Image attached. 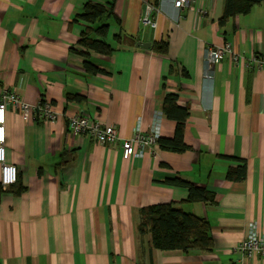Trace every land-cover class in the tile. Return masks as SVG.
Instances as JSON below:
<instances>
[{
  "label": "crops",
  "instance_id": "0c3cea01",
  "mask_svg": "<svg viewBox=\"0 0 264 264\" xmlns=\"http://www.w3.org/2000/svg\"><path fill=\"white\" fill-rule=\"evenodd\" d=\"M86 1L0 0V88L29 104L48 101L58 114L47 122L7 111L6 156L18 180L0 199V264H264L236 249L250 231L264 235V67L248 65L264 58V0L224 25L225 0H192L180 10L158 0L159 12L153 0H115L107 35L115 51L89 57L98 73L71 50ZM145 13L156 26L142 21ZM159 42L166 53L153 49ZM224 45L239 60L208 70L206 48ZM166 92L189 110L184 151L157 143L125 159L120 143L67 128L69 117L85 114L121 138L156 123L159 137L171 138ZM237 158L246 160L242 182L225 178ZM177 176L213 191L215 201H187L185 188L164 183ZM164 202L208 221L211 251L151 247V235L138 232L139 210Z\"/></svg>",
  "mask_w": 264,
  "mask_h": 264
},
{
  "label": "trees",
  "instance_id": "16d2710c",
  "mask_svg": "<svg viewBox=\"0 0 264 264\" xmlns=\"http://www.w3.org/2000/svg\"><path fill=\"white\" fill-rule=\"evenodd\" d=\"M262 0H225L224 11L219 19V24L224 25L229 17L245 14L251 7ZM115 0L104 2L87 0L81 13L77 14L73 22L83 26L76 47L71 50L86 58L82 63L83 69L88 73H98L103 70L90 60V53L111 55L115 48L107 41L111 19H115ZM152 5H158V0H153ZM121 38L118 37V40ZM130 42V39L123 38ZM153 49L159 53H166L165 42L155 43ZM69 100H79L80 96L70 95ZM163 113L175 123L174 135L171 138L159 137L157 143L162 149L170 151H184L189 146L184 141V127L189 115L187 107L178 104V95L166 92L163 99ZM236 166L230 167L225 178L242 182L246 178V160L237 158ZM165 184L185 188L187 201L214 202L215 193L204 186L196 185L180 176L166 179ZM6 187L0 183V199ZM138 232L151 235V247L161 250H199L211 251L213 240L210 234L208 221L195 214L184 211L174 202H164L143 207L139 210Z\"/></svg>",
  "mask_w": 264,
  "mask_h": 264
},
{
  "label": "built area",
  "instance_id": "2783aa9c",
  "mask_svg": "<svg viewBox=\"0 0 264 264\" xmlns=\"http://www.w3.org/2000/svg\"><path fill=\"white\" fill-rule=\"evenodd\" d=\"M192 0H173V6L180 10L191 6ZM153 11L159 12V5H151ZM145 24L156 26V22L151 20L145 13L142 17ZM224 58L237 62L240 55L233 51L230 45L209 46L205 50L206 67L210 70L213 65ZM250 67H264V58H251ZM210 77L211 75L208 74ZM10 109H14L21 115L30 116L33 119H43L53 122L58 114L52 109L51 104L45 100H39L35 105L26 102L15 90L0 88V183L4 187L16 184L18 180V168L15 164L8 162L6 156V114ZM159 122V121H157ZM158 123L150 132H142L137 129L130 138H121L114 125L103 124L92 119L85 114H75L68 118L67 128L72 132L86 134L102 145H115L120 143L122 156L129 159L140 154V150L147 146L157 144L159 138ZM236 249L244 254H258L264 257V235H258L255 231H250L239 243Z\"/></svg>",
  "mask_w": 264,
  "mask_h": 264
},
{
  "label": "water",
  "instance_id": "95a60500",
  "mask_svg": "<svg viewBox=\"0 0 264 264\" xmlns=\"http://www.w3.org/2000/svg\"><path fill=\"white\" fill-rule=\"evenodd\" d=\"M147 7V5H144L143 8L145 9ZM138 45H142L143 47H150L151 44L150 43H142V44H138Z\"/></svg>",
  "mask_w": 264,
  "mask_h": 264
}]
</instances>
